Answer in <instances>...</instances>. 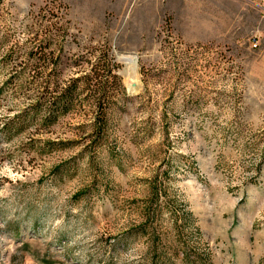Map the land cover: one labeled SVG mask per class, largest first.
Here are the masks:
<instances>
[{"label": "rangeland", "instance_id": "rangeland-1", "mask_svg": "<svg viewBox=\"0 0 264 264\" xmlns=\"http://www.w3.org/2000/svg\"><path fill=\"white\" fill-rule=\"evenodd\" d=\"M0 264H264L259 1L0 0Z\"/></svg>", "mask_w": 264, "mask_h": 264}, {"label": "trees", "instance_id": "trees-1", "mask_svg": "<svg viewBox=\"0 0 264 264\" xmlns=\"http://www.w3.org/2000/svg\"><path fill=\"white\" fill-rule=\"evenodd\" d=\"M39 51H41V49ZM35 56L38 58L39 61L43 60L42 57L43 54H41L40 52L38 53L36 51L35 54L30 55V57H35ZM35 73L37 72H33L32 75L34 76ZM76 84H77V80L72 81L70 84H68L65 88L61 89L59 92L57 91V89L49 92L48 88H45V92H43V94L37 99L36 101L37 103L33 107H31L32 117H34L37 112H42L43 124L54 123L58 119V117L66 114V112L72 108L75 102L74 101L75 92L77 90ZM53 93L56 95H52ZM104 102L99 101V105H103ZM23 114L24 113H22L21 118L26 119L25 115Z\"/></svg>", "mask_w": 264, "mask_h": 264}, {"label": "bare ground", "instance_id": "bare-ground-1", "mask_svg": "<svg viewBox=\"0 0 264 264\" xmlns=\"http://www.w3.org/2000/svg\"><path fill=\"white\" fill-rule=\"evenodd\" d=\"M120 61L123 63V65H125L126 67H130L131 69H134L135 66V61L133 58L128 57V56H124V57H120ZM133 85V84H132ZM132 85L130 86V88L132 87Z\"/></svg>", "mask_w": 264, "mask_h": 264}, {"label": "built area", "instance_id": "built-area-1", "mask_svg": "<svg viewBox=\"0 0 264 264\" xmlns=\"http://www.w3.org/2000/svg\"><path fill=\"white\" fill-rule=\"evenodd\" d=\"M250 1H252V2H255V1H258V0H250ZM261 4H262V6L264 7V2H260ZM257 47V43H254L253 45H252V48H256Z\"/></svg>", "mask_w": 264, "mask_h": 264}, {"label": "crops", "instance_id": "crops-1", "mask_svg": "<svg viewBox=\"0 0 264 264\" xmlns=\"http://www.w3.org/2000/svg\"><path fill=\"white\" fill-rule=\"evenodd\" d=\"M259 2H264V0H258Z\"/></svg>", "mask_w": 264, "mask_h": 264}]
</instances>
